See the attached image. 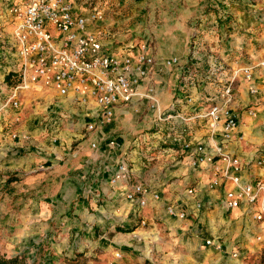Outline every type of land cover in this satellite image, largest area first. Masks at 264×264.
Instances as JSON below:
<instances>
[{
	"label": "crops",
	"instance_id": "crops-1",
	"mask_svg": "<svg viewBox=\"0 0 264 264\" xmlns=\"http://www.w3.org/2000/svg\"><path fill=\"white\" fill-rule=\"evenodd\" d=\"M198 1L157 3L155 9L164 19L165 32L161 33L159 26L151 25L150 11L154 8L145 0H94L91 7L103 18L90 24L89 31L103 41L105 48L119 55H126L131 43L137 47L146 45L158 65L138 91L147 92L154 86L162 113L185 116L203 103L204 96H216L221 85H207L203 90L194 87L180 93L178 70L164 68L162 64L172 58L185 63L189 58L185 45L195 33L199 42L204 43L201 45L230 41L247 45L239 64L233 62L228 66H250L258 92L250 94L249 85L239 78L232 107L239 111L240 125L227 151L248 162L264 154V0H257L252 9L233 7V0ZM228 11L239 12L236 21L240 22L239 28L249 29L247 34L233 29L238 23H233L232 17L227 19ZM211 13H218L219 20H214ZM257 14L262 16L260 27ZM250 26L260 29L251 30ZM137 54L135 51L134 55ZM215 54L226 62L235 60L233 54L223 49ZM188 96L193 103H187ZM98 110L94 103L80 106L73 98L60 97L50 90L33 91L24 97L22 120L14 128L22 137L28 135L29 140H12V130L3 129V123L0 124V182L7 176L13 180L0 189L12 190L13 195H20L19 189L27 190L17 201L22 207L20 212L6 211V216L15 221L13 226L18 234L42 235L45 241L57 233L66 240L70 235H83L87 237L85 247L98 259L95 264H197L199 255L216 257L217 264H223L224 259H230L236 243L240 242L239 248L249 253L261 247L250 234L249 224L254 235L260 234L261 229L248 222L247 206L234 211L223 206V191L229 183L224 182L212 191L209 183L213 175L193 169L180 146L154 142L157 114L149 101L136 99L118 107L113 123L97 125L95 131L88 132L87 125L98 121ZM251 110L256 116L249 115ZM198 136L205 138L207 131L201 130ZM137 138L148 141L137 145ZM125 162L134 166L136 181L141 179L151 190L149 204L144 208L127 199L130 186L111 183L119 165ZM241 177L244 182L264 180V167L245 168ZM191 187H196L204 205L201 212L183 204L185 190ZM153 192L159 193L158 201L151 199ZM6 197L9 200L7 194ZM172 205L187 209L188 219L171 217L167 209ZM95 236L98 243L90 242ZM207 240L221 248L206 246ZM65 241L61 237L57 243L62 252L69 248ZM52 248H56L54 244ZM118 254L120 258L116 257Z\"/></svg>",
	"mask_w": 264,
	"mask_h": 264
},
{
	"label": "built area",
	"instance_id": "built-area-1",
	"mask_svg": "<svg viewBox=\"0 0 264 264\" xmlns=\"http://www.w3.org/2000/svg\"><path fill=\"white\" fill-rule=\"evenodd\" d=\"M94 0H2L0 3V124L3 129L12 130V140L23 138L14 128L21 123L23 99L31 92L53 91L63 98H73L80 106L98 107L95 119L87 125L93 132L97 125L113 123L116 109L128 105L136 99L147 100L150 108L157 114L154 135L164 144L180 146L189 158L191 167L199 172H210L213 177L209 183L212 191L225 183L229 186L223 191V206L234 211L247 206L251 220L260 225L261 233L256 242L264 248V180L244 182L241 177L246 168L264 167V154L248 162H242L227 151V145L237 134L240 125L239 111L232 107L236 98L239 78L249 85L250 94H257L254 76L250 66L230 71L221 63H215L211 74L204 79L199 66L191 61L185 63L172 58L162 66L177 69L179 92L187 93L197 87L202 90L211 84L221 85L214 97L204 96V101L191 115L181 113H162L160 99L154 86L147 92H139L138 87L151 76L158 63L148 54L147 46H127V54L119 55L105 48L103 41L89 31V25L102 20L91 4ZM197 43V36L194 38ZM138 51L137 55H134ZM202 83H206L204 85ZM177 102V101H176ZM187 103L193 98L187 97ZM251 117L256 116L249 111ZM207 131L205 138L199 132ZM148 139L137 138V145ZM114 145V142H111ZM135 168L129 163L119 165L111 183L130 186L127 199L138 202L144 208L149 204V187L141 179L136 181ZM8 176L1 179L4 187ZM183 204L195 212L204 210L196 187L185 190ZM153 201L160 199L153 192ZM167 213L177 219H188L190 213L172 205ZM206 246H216L212 240ZM243 252L236 248L232 252L235 259ZM120 258V255H116Z\"/></svg>",
	"mask_w": 264,
	"mask_h": 264
},
{
	"label": "rangeland",
	"instance_id": "rangeland-1",
	"mask_svg": "<svg viewBox=\"0 0 264 264\" xmlns=\"http://www.w3.org/2000/svg\"><path fill=\"white\" fill-rule=\"evenodd\" d=\"M161 1L163 0H145V2L148 5L152 6L151 8H154L150 11V15H152L151 25L159 26L160 27L159 30L157 28L156 29L160 31L161 33H163L164 30L162 26L164 24V21H163L164 19L160 18L159 12L157 11V9H155V6L157 5V3H160ZM219 1H222V0H218L217 2L219 3ZM198 2L204 3L205 1L199 0ZM210 2L212 3L213 1L211 0ZM0 3H2V0H0ZM231 3H233V7L240 8V9L244 8L242 6L250 7L249 9H252L251 6L253 7V5L258 4L257 0H233ZM208 13L209 12L203 13V16L207 15ZM125 14L126 13H123V15ZM211 15L214 18V20L216 19L217 21L219 20L218 13L216 15L211 13ZM220 15H221V12H220ZM223 15L224 13H222V16ZM230 17H232L234 21L233 23H238L237 24L238 27L233 28L236 32H240L244 34L248 33L245 31L249 29H245L243 27L239 28L240 22L236 21V20H239L240 18L238 11L236 12L233 11L231 13L228 11L227 19H230ZM261 18L262 16L257 14V20H258L256 21L257 27H260V25L262 24V22L260 21ZM224 21L227 22L229 20L225 19ZM147 22H150V17L148 18ZM250 27H251V30L260 29V28H255L252 26ZM197 34L198 33H195L194 35L192 34L190 36L189 43L185 46H187V50L189 53L188 60L191 58V56H193V60L191 62L199 66L202 71L203 75L198 76L199 77L198 79H204L207 76H209V74H211L212 72V68L215 65V63H221L225 67H229L228 69H230V71L234 70L233 66H228V64L231 65V63L233 62H235L234 64L236 65L239 64L238 60L243 57L241 56V54L247 51V47H246L247 45L243 47L242 44H236V42L232 43V41H230L229 44H223V45L210 44V43L208 45L206 44L203 45L204 43L202 41L199 42L198 37H197V43H194V38L195 36H197ZM165 35L168 36L167 33L163 34V36ZM246 38H250V37H246ZM200 43H203V44L201 45ZM203 46L205 47L204 49H202ZM222 49L228 52L230 55L233 54L232 57H235V60L232 59L229 62H226V60H222L218 58L219 56H217L215 53H218L219 50H222ZM197 53H201V54L206 53V54H204V56H199ZM204 85H207V84L205 83ZM178 86H179V81H178ZM159 141L160 140H158L157 138H155L154 140V142H159ZM142 163L144 164V162ZM12 181L13 180L11 177L9 179V182H12ZM19 192L23 195L27 193V190L19 189ZM6 194L8 195L9 200H7ZM21 194L13 195L12 190L8 191V189H5V188L0 189V215L6 216V211L10 213H16L17 211L20 212L22 207L20 205H17V201L20 199L19 196H22ZM248 222L250 223L254 222L260 227V225L257 222L251 219H249ZM15 224H16L15 221L9 218V216H6V218H0V252L3 255H6L8 258L19 257V258H22L26 264H95L94 262L98 260L97 257L94 255L95 253L91 251L88 247H85V244H87V242H85V238L87 239V237H84L83 235H80V236H76L75 234L70 235L68 236V239L66 240V237L57 233V234H53L55 235L54 238H51V239L48 238L47 241H45L44 239L46 237L42 235L41 236L40 235L31 236V235L18 234L15 227L13 226ZM251 228H252V224H249L250 234H252V237L254 238V243H257L255 239L256 235H254ZM61 237L63 238L64 241L66 240L65 241L66 244L69 243L68 251L65 250L64 252H62L60 249L61 244H60V247L59 246L57 247L58 245L57 243L61 240ZM97 238L98 237L95 236V239L94 238L90 239V242L98 243ZM52 244H54L56 248L53 249ZM240 245H241L240 242L236 243L234 248H239ZM239 249H241V251L243 252V255L241 258L235 259L232 257V254H231L230 259L228 260L224 259L223 264H264V248L260 247L257 249V251L250 252V253L246 252L242 247H240ZM197 264H217L216 257H211L209 255L208 256L199 255L197 258Z\"/></svg>",
	"mask_w": 264,
	"mask_h": 264
},
{
	"label": "trees",
	"instance_id": "trees-1",
	"mask_svg": "<svg viewBox=\"0 0 264 264\" xmlns=\"http://www.w3.org/2000/svg\"><path fill=\"white\" fill-rule=\"evenodd\" d=\"M0 264H26L22 258L14 257L8 258L0 252Z\"/></svg>",
	"mask_w": 264,
	"mask_h": 264
}]
</instances>
